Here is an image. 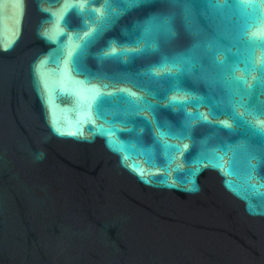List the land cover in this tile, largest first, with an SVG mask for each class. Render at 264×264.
Returning <instances> with one entry per match:
<instances>
[{
    "label": "water",
    "instance_id": "water-1",
    "mask_svg": "<svg viewBox=\"0 0 264 264\" xmlns=\"http://www.w3.org/2000/svg\"><path fill=\"white\" fill-rule=\"evenodd\" d=\"M72 2L77 0H0V264H264V164L250 170L243 147L218 151L221 140L241 146L246 141L213 134L199 121L192 130L194 146L164 137V144L175 146L164 147L143 128L140 118L152 120L150 112L139 113L136 125L120 115L126 105L106 106L99 115L95 91L136 89L130 82L104 88L112 82L70 72L68 55L97 27L76 13L67 17L70 28L60 27ZM112 3L116 22L90 46L94 53L110 42L125 43L124 32L153 11H169L161 3L125 14L118 0ZM91 8L103 11L102 0ZM42 9L55 13V23ZM259 23L249 35L264 34ZM193 26L200 29L195 13ZM233 28L218 25L229 38ZM45 33L58 42L48 43ZM200 38L215 44L211 30L201 31ZM188 43L182 35L172 50ZM240 51L249 57L254 52L257 64L264 56L259 46ZM147 63L140 59L129 71ZM230 67L244 75L243 64ZM80 70L127 75L124 64L101 65L87 55ZM190 80L198 93L220 95L203 73L190 74ZM188 91L169 98L188 99ZM259 99L264 102V94ZM198 111L207 115L209 109ZM157 116L173 126L184 118L179 110Z\"/></svg>",
    "mask_w": 264,
    "mask_h": 264
},
{
    "label": "snow or ice",
    "instance_id": "snow-or-ice-1",
    "mask_svg": "<svg viewBox=\"0 0 264 264\" xmlns=\"http://www.w3.org/2000/svg\"><path fill=\"white\" fill-rule=\"evenodd\" d=\"M99 2L100 0L72 2L59 22L60 27L70 28L67 17L76 13L97 25L87 34L88 39L82 41L74 53L68 55L67 60L72 66L71 73L83 75L86 80L91 76L112 82L105 84L104 88L114 87L117 82H130L136 89V91L128 88H119L114 92L95 91L92 97L93 107L98 114L103 117L106 106L115 108L126 105L120 115L136 125L139 113L150 112L153 119L140 118L141 123L144 129L153 133L156 143L164 147H175L164 144V137L189 141L194 146L195 137L192 135V130L195 122L199 121L213 129V134L223 131L246 141L241 146L235 140L231 143H224L221 140L218 151L226 154L229 151L236 152L243 147L248 156L250 170H258L261 164H264V120H262L264 102L259 99L264 94V56L261 57V63L257 64L254 52L249 57L243 55L240 49H254L259 46L264 50V34L249 35L250 28L260 27L259 22H264V10H262L264 0H118L125 14L133 8L155 7L161 3L169 11L166 13L153 11L142 23H134L124 32L125 43H117V46L113 47L110 42L107 47L94 53L90 51V46L100 39L109 24L116 22V18L110 15L114 6L112 0H102L103 11L98 12L96 8H91L89 12L90 6ZM19 3L22 4L23 0H19ZM249 8L252 9L251 12L248 11ZM42 11L47 12L50 20L55 23V13L47 9ZM193 13H195V22L200 24L199 30L193 26ZM220 22L234 26L231 38L219 31ZM204 30L213 32L214 45L201 40L200 33ZM59 35L65 36L66 33L60 32ZM182 35L188 38L189 43L182 51L172 50L173 45L182 44ZM44 38L50 44L59 40L58 37L57 41H53L46 33ZM76 38L79 39V36ZM234 48L236 51H232ZM57 55L63 58V52L59 48ZM86 55L91 56L101 65L109 60L122 63L127 75L81 72L80 61ZM124 57H128V60L125 61ZM152 57L157 59L151 60ZM140 59L147 60V65L135 72L129 71V65H134ZM234 64L244 65L241 69L244 75L239 77L235 75L236 69L230 67ZM252 70L258 73L254 77L251 75ZM193 73L197 76L203 73L204 76L209 77L210 86L211 83L216 84L220 88V95L214 97L207 92L198 93L190 80V74ZM249 84L250 86L246 88ZM189 88L191 91L185 93L188 99L169 98L170 93ZM137 92L140 95H137ZM164 101L167 103L165 104ZM189 107L196 111L187 112ZM200 107L209 109L207 115L198 111ZM176 110H179L184 118L178 119L175 126L168 121H161L157 116L159 111L175 113ZM209 116L212 117L211 120ZM133 130L135 129H129V131ZM59 134L64 135V133ZM69 135L75 136L76 133ZM217 139H220L218 135ZM253 146H258L260 151H256ZM183 148L189 149L190 144H184ZM252 160H256L257 163L252 164Z\"/></svg>",
    "mask_w": 264,
    "mask_h": 264
}]
</instances>
